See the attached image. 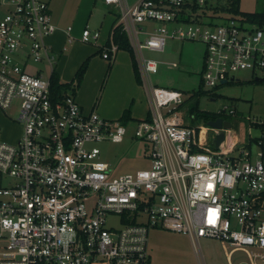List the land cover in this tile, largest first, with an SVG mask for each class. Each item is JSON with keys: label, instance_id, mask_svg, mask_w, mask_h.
<instances>
[{"label": "built area", "instance_id": "built-area-1", "mask_svg": "<svg viewBox=\"0 0 264 264\" xmlns=\"http://www.w3.org/2000/svg\"><path fill=\"white\" fill-rule=\"evenodd\" d=\"M103 2L117 15L102 57L114 62L122 50L115 31L125 34L151 97L149 116L135 132L150 144L151 167L115 176L89 144L122 142L127 127L84 111L72 92L53 98L57 55L48 39L58 27L49 3L0 0V108L8 111L18 100L23 127L17 143L0 140V174L15 179L0 186V264H155L148 251L153 228L189 236L196 251L200 239H217L246 252L247 264H264V121L251 122L260 135L246 143L230 106L214 120L231 128L187 124L183 93L153 86L159 63L144 56L163 52L169 38L199 41L207 48L209 88L239 81V70L264 78V26L214 14L226 0ZM100 38L86 27L81 40ZM43 60L51 68L47 78L29 71L30 62ZM113 216H120L121 228L108 226ZM199 264H205L201 256Z\"/></svg>", "mask_w": 264, "mask_h": 264}, {"label": "rangeland", "instance_id": "rangeland-1", "mask_svg": "<svg viewBox=\"0 0 264 264\" xmlns=\"http://www.w3.org/2000/svg\"><path fill=\"white\" fill-rule=\"evenodd\" d=\"M62 1L64 3V0H59L60 3ZM133 1L131 0V3ZM81 3L78 35H81L83 27L87 26L92 31H100L103 38L97 43H82L76 40L72 44H67V50L63 53L61 60L57 58L55 71L57 70L56 72L62 76V81L72 80L82 61L87 57L90 58L87 77L84 76L85 81L83 79L77 89L78 99L83 97L86 111L91 110L93 106V110L101 117L123 122L117 113L121 109L128 110L136 97L140 101L135 107H131V111L135 113L137 119L144 118L151 107V97L144 84L138 81L139 84H137L140 87H137L135 78L128 77V70L132 68L130 53L119 51L116 62L106 60L102 57V53H97L99 45L104 46L108 40L107 30L116 20L117 11H109V7L103 4V0H66L63 18L67 25L73 21L70 18L75 16ZM239 5L242 12H264V0H240ZM101 22L104 25L103 30L97 28ZM145 37L142 36V39L144 40ZM206 50L202 42L171 38L167 40L163 52L145 50V58L156 60L159 63L158 73L150 78L151 84L183 93L184 100H186L185 122L191 126L208 125L210 120L199 115V111L214 114L222 107L230 106L237 112L236 117H233L231 121L238 132L239 139L246 143L250 137H258L260 131L253 128L251 122L264 121V81L255 80L256 74L263 76V73L261 71L254 73L248 69L239 70L234 73L239 81L218 84L215 88H209L203 81ZM17 56L23 58L20 53ZM83 57L86 58L82 59ZM115 63L117 67L114 69ZM172 63H176L177 67H173ZM29 71L40 72L47 78L51 73V68L48 62L43 60L38 63L30 62ZM67 92L73 93V90L70 89ZM213 97L215 99H212ZM195 108L199 111L193 110ZM0 110L9 119L16 121L19 101L16 100L13 108L8 111L1 108ZM102 111L112 113L113 116L103 115ZM137 123L136 121H130L128 124L123 122L127 127V134L122 142L105 139L89 144V147L99 148L100 158L111 166L115 176L151 167L150 144L136 137ZM11 129L16 135L22 133L20 123L15 124ZM3 132L4 128H0V137ZM0 140L4 141V138L1 137ZM13 142L10 141V143ZM14 182V178L0 174V186L8 187ZM120 219V216L109 217L108 226L113 229L121 228L123 224ZM233 250L232 247L224 245L217 239L202 238L196 251L189 236L161 228L151 229L148 236V251L155 264H199L200 256L203 257L205 264H229L228 255ZM231 254L232 264L249 263L246 252L237 250Z\"/></svg>", "mask_w": 264, "mask_h": 264}, {"label": "crops", "instance_id": "crops-1", "mask_svg": "<svg viewBox=\"0 0 264 264\" xmlns=\"http://www.w3.org/2000/svg\"><path fill=\"white\" fill-rule=\"evenodd\" d=\"M46 2H48L49 3V6H50V12H51V15H52V17H53V21H54V23L57 25V27H58V30L56 31V33L53 35V36H51L49 39H48V43L53 47V50H54V52H55V54L57 55V58H58V60L60 61L61 60V58H62V56H63V53L65 52V50H67V44H72V42H74V41H76V40H79V41H81L82 42V40H81V37H82V33H81V35L79 34L78 35V32H79V27H80V25H79V18H80V12L82 11V3H81V5L79 6V8H78V10H77V12H76V14H75V16H73V17H71L70 19H72L73 21L69 24V25H67L66 24V22L64 21V18H63V13H64V10H65V8H66V0H64V3H63V1H62V3H63V5H62V3H60L59 2V0H58V3H57V0H46ZM103 4H104V2H103ZM109 11H111V12H113V10H110V8H109ZM116 15V14H115ZM88 22V21H87ZM86 22V23H87ZM115 22V21H114ZM114 22H113V24H114ZM66 26H68V27H66ZM103 22H101L100 23V25H99V27L97 26V28H100L99 30H101V28H102V30H103ZM69 27H71L72 29H71V31L70 32H68L67 31V29L69 28ZM87 26H84L83 27V30L86 28ZM112 27H113V25H111V27L107 30L108 31V38H109V34H110V32L112 31ZM96 29V28H95ZM83 30H82V32H83ZM101 33V32H100ZM103 37H102V34H101V38L100 39H102ZM107 38V39H108ZM108 41V40H107ZM107 41L105 42V44L107 43ZM83 43V42H82ZM102 44V43H101ZM102 46H100L99 45V51L97 52V53H99V54H101L102 53V49H100ZM120 51H125V50H120ZM131 57V56H130ZM84 58H86V57H83L82 59H84ZM88 58V57H87ZM86 58V59H87ZM85 59V60H86ZM116 59H117V56H116ZM115 59V61L114 62H116L117 60ZM132 59V58H131ZM85 60H83L82 61V63L85 61ZM82 63H81V65H82ZM57 65V64H56ZM80 65V66H81ZM80 66H79V68H80ZM114 69L117 67V64L115 63L114 64ZM78 68V69H79ZM78 69H77V71H78ZM89 70V69H88ZM57 71V70H56ZM76 71V72H77ZM76 72H75V74H76ZM88 73V72H87ZM87 73H86V75H85V77H87ZM59 74V73H58ZM59 76H60V78H61V81H62V76L59 74ZM75 76V75H74ZM85 77H84V81H85ZM128 77L130 78V79H132L131 77H134L135 78V83L137 84H139V82L137 81V79H136V76H135V72H134V67H133V63H132V68L130 69V70H128ZM73 80V79H72ZM72 80H70L69 79V81H66V79H64L62 82L63 83H69V82H71ZM132 81V80H131ZM137 84V87H140L139 85ZM76 97H77V99H78V95H77V93H76ZM140 100L138 99V98H136L135 97V99H133V102L131 103V106H130V118H129V121H127V123L126 124H128L130 121H136V122H139V121H141V120H144V119H147L148 118V116H149V110H147V112H146V116L144 117V118H142V119H137L136 117H135V113H133L131 110V107L133 108V107H135L136 106V104L139 102ZM78 102L80 103V105H81V107L83 108V110L84 111H86V109H85V107H84V104H85V101H84V99H83V97L82 98H80V100L78 99ZM133 103H134V105H133ZM87 104V103H86ZM90 105V104H89ZM88 105V106H89ZM94 109V107L92 106V109L91 110H88V111H86V112H91L92 110ZM123 111H125V110H123V109H121L120 111H119V113H117V114H119L118 116H121L122 117V115H123ZM19 114V113H18ZM102 114L103 115H106V116H113L112 115V113H108V112H106V111H102ZM107 119H109V118H107ZM18 124L19 123V121H18V118H17V120L15 121V120H13V119H9L8 118V116H6L4 113H2V111L0 110V128H4V132H3V134H2V138H4V141L5 142H9L10 143V141H14L13 143H17L18 141H19V139L21 138V136H22V133H23V127H22V125L20 124V126L22 127V133L21 134H14V132H13V130L11 129V127H13L15 124ZM0 137V138H1Z\"/></svg>", "mask_w": 264, "mask_h": 264}, {"label": "trees", "instance_id": "trees-1", "mask_svg": "<svg viewBox=\"0 0 264 264\" xmlns=\"http://www.w3.org/2000/svg\"><path fill=\"white\" fill-rule=\"evenodd\" d=\"M239 4H240V0H226V2L220 3V4H218V6L213 8V10H214L213 13L214 14L222 13V14L239 15V16H242L243 18H245L246 21H249L251 23H257L261 26H264V12H253V13L242 12L240 10ZM115 41L118 44H120V47L122 50L128 51L130 53L136 79H137V81H139L141 83L139 73H138V69H137V65H136V61L134 59V54H133V51L129 45V42H128L126 35L121 33L119 30L115 31ZM89 62H90V58H88L87 60H85L82 63V65L80 66V68L76 72L74 79L69 83H63L61 81L59 74L56 71H54L52 73V75H51V93H52V96L54 99L62 98L63 95L65 93H67V91L70 89L73 90L74 94L77 93V89L82 84L84 76L87 72ZM111 66L112 65L110 64V68H111ZM193 110L199 111V109H197V108H195ZM199 115H201L203 118H205L208 121L214 120L216 117L213 113L203 112V111L202 112L199 111ZM129 118H130V109L126 110L123 113L121 120L126 124L127 121H129Z\"/></svg>", "mask_w": 264, "mask_h": 264}, {"label": "water", "instance_id": "water-1", "mask_svg": "<svg viewBox=\"0 0 264 264\" xmlns=\"http://www.w3.org/2000/svg\"><path fill=\"white\" fill-rule=\"evenodd\" d=\"M256 81H264V78L263 77H257L256 78ZM208 125L209 126H212V127H216V128H221L222 126L224 128H231V123L228 122V121L223 123V120L222 119H217V120H214V121H209L208 122ZM224 137H225V134L223 132H221L217 136L216 146H219L222 143V141L224 140Z\"/></svg>", "mask_w": 264, "mask_h": 264}, {"label": "flooded vegetation", "instance_id": "flooded-vegetation-1", "mask_svg": "<svg viewBox=\"0 0 264 264\" xmlns=\"http://www.w3.org/2000/svg\"><path fill=\"white\" fill-rule=\"evenodd\" d=\"M212 99H215L214 97ZM227 117V116H226ZM228 119H231V117H228Z\"/></svg>", "mask_w": 264, "mask_h": 264}]
</instances>
